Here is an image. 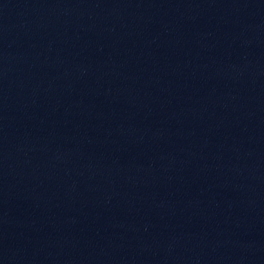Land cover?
Here are the masks:
<instances>
[{
  "label": "water",
  "instance_id": "95a60500",
  "mask_svg": "<svg viewBox=\"0 0 264 264\" xmlns=\"http://www.w3.org/2000/svg\"><path fill=\"white\" fill-rule=\"evenodd\" d=\"M0 264H264V0H0Z\"/></svg>",
  "mask_w": 264,
  "mask_h": 264
}]
</instances>
